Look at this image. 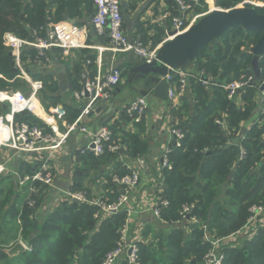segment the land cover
I'll use <instances>...</instances> for the list:
<instances>
[{
    "label": "crops",
    "instance_id": "crops-1",
    "mask_svg": "<svg viewBox=\"0 0 264 264\" xmlns=\"http://www.w3.org/2000/svg\"><path fill=\"white\" fill-rule=\"evenodd\" d=\"M45 2L52 15L47 19L46 29H49L50 25L57 24L74 28L79 32L77 39L80 46L71 47L68 50L52 49L50 51L53 57L52 66L47 71L40 69L30 71L31 77L35 80L40 79L34 78V75L50 77V82L59 87L61 129L63 124H73L79 119L81 124L92 133L108 128L112 132L111 143L120 146V150L107 151L101 157H96L92 153L82 154L81 150L88 140L83 134L74 133L69 137L67 148L55 162V188H44L31 194L27 189L21 188L11 175L2 177L0 179V264H26L22 256L32 250V244L23 238L22 217L27 210H30L29 220L40 225L38 227L40 228L55 213H59L64 204H70L66 202L67 195H65V192L69 191L85 194L88 202H75L76 204H86L96 209L93 214L95 228L86 233L88 243L94 234L99 232L100 225L98 226L95 220L98 210L96 205L101 202L111 205L118 200L122 187L115 179L126 176L133 170L139 173L140 183L131 192L129 201L122 210L125 217L123 226H128V235L131 239H136L139 244H150L158 249L160 241L167 238L174 230V224L162 218L164 208H160V218L154 212L158 198L166 199L165 193L170 188L166 173L172 168H163L162 159L167 150L171 151L169 158L176 152L173 150L175 139L172 130L185 126L193 135V131L190 130L194 127L195 121L206 107L217 104V95H227L221 85L229 84V82L226 78L208 74V79L217 85L206 88L192 79L194 82L191 80L188 93L177 100L176 108L173 109L168 101L160 100L154 95V84L149 82L151 77L155 76L160 80L164 77L141 70L142 64L147 62L133 54L107 50L111 46L110 40L107 37L98 36L91 24L95 13L93 0H45ZM121 3L125 33L132 39L140 38L143 43L158 53L171 40L170 17L178 12L175 4L171 0H121ZM58 8H60V21L56 22L54 15ZM206 8V11H200L201 8L198 7L188 14L191 26L211 12L210 6ZM214 8L217 9L215 5ZM219 40L208 46L211 49L214 48ZM255 45L248 50L251 55ZM102 48L104 50L100 51ZM197 59L198 55L185 70L205 73L199 71ZM113 66L122 70L120 84L113 88L110 98L98 109L99 112L92 108L87 115L82 116L84 104L75 100L74 94L83 88L84 75L91 80L98 77L106 78ZM262 67H264V57ZM245 78L246 76H243L241 80ZM41 81L44 83V80L41 79ZM235 81L237 80L233 82ZM25 84L28 85L26 82ZM253 90H241L237 92L233 100H229L228 97L226 99L239 113L245 112L252 104H256L248 117L242 118L239 124L243 130H250L253 126H257L262 131L264 114L261 98L259 92L254 90L253 93ZM43 91L40 92L41 95L39 94L40 106L38 103H33V109L37 114L33 117L39 122L50 119L42 103ZM200 93H205L203 100ZM141 97H145L148 102L145 113L131 116L128 113V107ZM1 108L3 109L1 114H7L11 110L10 105L0 104ZM222 117L226 119L227 115L224 114ZM259 139L264 143V132ZM183 153L187 154V149ZM0 157L2 159L12 157L10 168L19 170L23 174L30 173L34 169L31 164V155L3 150L0 152ZM76 186L79 189L76 190ZM112 217L108 216L104 220ZM249 229L253 236L239 235L237 241L232 242L228 249L240 248L244 242L257 237L264 230V220ZM35 231H38V234L33 236ZM39 233L38 229L34 230L30 240L36 238ZM186 233H191L190 226L186 229ZM20 239L29 250L25 249L24 253L18 255H9L10 250L20 243ZM77 262L78 258H76Z\"/></svg>",
    "mask_w": 264,
    "mask_h": 264
},
{
    "label": "trees",
    "instance_id": "trees-1",
    "mask_svg": "<svg viewBox=\"0 0 264 264\" xmlns=\"http://www.w3.org/2000/svg\"><path fill=\"white\" fill-rule=\"evenodd\" d=\"M235 1L241 0H216V4L230 10ZM255 3L253 9L264 14V0ZM50 12L45 0H0V92L17 90L19 85L14 81L17 76L14 58L4 45V35L13 33L33 41L35 37L32 34L38 31L44 37L47 19L52 16ZM54 16L56 22L60 21V8ZM261 35L247 32L242 27L228 31L214 48L207 45L199 52L196 62L199 71H204L205 77L212 74L226 78L229 83L254 74L251 66L253 55L248 50ZM24 54L33 57L36 53L28 49ZM262 60V75L259 79L255 78L258 87L264 81ZM34 78L42 79L46 84L42 93L44 107L48 109V103H58L59 87L50 82V77L34 75ZM203 94L200 93L202 100ZM217 96V104L206 107L195 121L190 130L193 135L185 126L178 127L185 133V140L183 146L173 149L176 152L170 155L172 169L166 173L170 188L165 193L169 206L162 214V218L174 224V230L160 241L158 249L150 244H139V264H202L210 248V243L204 239L203 225L207 226V232L214 239H223L246 225L252 207L264 205V143L259 139L264 128L261 131L253 126L250 130H243L239 124L256 104L239 113L226 99L227 95ZM224 114L226 119L222 117ZM16 118L41 125L29 114ZM217 119L225 121L224 128L216 124ZM240 147L246 151L243 159ZM186 149L187 154L183 153ZM186 205L195 206L190 216L196 219V223H179ZM95 211L86 204H64L59 213L38 228L40 225L29 220L30 210H27L22 217L23 238L32 244V250L22 256L26 264H102L117 247L125 217L120 212L104 220L98 227L99 232L87 243L86 233L95 228ZM189 226L191 233L187 234ZM36 229L40 231L39 235L30 240L31 233ZM223 264H264V230L240 248L226 249Z\"/></svg>",
    "mask_w": 264,
    "mask_h": 264
},
{
    "label": "built area",
    "instance_id": "built-area-1",
    "mask_svg": "<svg viewBox=\"0 0 264 264\" xmlns=\"http://www.w3.org/2000/svg\"><path fill=\"white\" fill-rule=\"evenodd\" d=\"M177 7V14L170 17L172 31L184 33L191 27L189 13L195 8H211L212 0H171ZM95 5V13L92 17L91 24L95 32L100 37H107L110 40L111 52L133 54L140 60L150 63L157 59V51L152 50L140 38L132 39L124 31V18L121 0H93ZM256 4V3H254ZM214 7V5H213ZM212 10V9H211ZM47 35L41 37L38 31H34V40L28 41L16 36L13 33L4 35V45L10 51L14 58V69L17 71L16 80H22L29 86V93L26 94L10 89L7 92H1L0 98L10 103V112L0 114V152L3 150L13 151L17 154L31 155L32 172L21 173L19 170H12L10 162L12 157L2 159L0 157V179L4 176L11 175L17 181L21 188H25L29 193L33 194L44 188H55L56 180L54 174L55 162L58 161L60 154L67 148L68 140L71 134L81 133L88 142L81 150L82 154L92 153L96 157L103 156L107 151L117 152L120 146L111 143L112 132L108 128H103L99 132L92 133L81 124V119L73 124H63L60 127V107L56 111L50 113L49 120H43L41 125L28 121H18L17 116L29 114L37 116L33 103L39 105V94L44 90V83L41 80H35L31 77L30 71L43 70L47 71L53 64V57L50 54L52 49L68 50L71 47H78L79 32L74 28H69L64 24L50 25L49 29H45ZM171 31V32H172ZM26 49L35 50L33 57L25 55ZM104 49H100L103 51ZM101 65V62H100ZM85 84L83 88L74 94L75 100L84 104L83 115L85 116L93 108V106L103 100L110 98V92L118 86L122 79V70L113 66L110 74L106 78L89 79L84 75ZM195 79L197 82L208 88L217 85L211 82L202 72L194 73L185 69H169L168 74L163 78L167 86V101L169 106L176 108V102L179 98L184 97L190 88V82ZM221 87L227 92L229 100H233L238 91L245 89H257L261 98L262 112L264 114V81L259 85H255L254 74L246 77L241 81L231 82ZM12 92V95L10 94ZM17 98V100H14ZM40 106V105H39ZM148 102L145 97H141L133 101L128 107V113L136 116L145 113ZM216 124L225 127V121L216 120ZM174 137V148H181L185 140V133L180 128L172 130ZM241 159H243L246 151L242 147ZM162 159V167L171 169L169 153ZM115 181L122 187V192L117 202L106 205L103 202L96 206L98 210L95 214V220L98 226L102 221L112 215L119 214L124 209V205L129 201L131 192L140 183V175L137 171H132L126 176L116 178ZM67 195V203H87L88 200L82 192H65ZM169 201L163 197L158 198L155 207V215L160 218V208H167ZM195 208L194 205H186L181 212L180 224L185 222L196 223V219L191 218V213ZM251 216L246 225L238 232L223 239H214L209 232L207 226L203 225L205 232L204 239L210 243V249L204 256L202 264H223L226 258V249L232 242H236L239 235L253 236L250 234V227L264 220V205L254 206L250 209ZM20 243H24L22 239ZM26 250H29L23 244ZM139 242L131 239L128 235V226L125 225L120 230V240L115 250L110 252L102 264H139Z\"/></svg>",
    "mask_w": 264,
    "mask_h": 264
},
{
    "label": "water",
    "instance_id": "water-1",
    "mask_svg": "<svg viewBox=\"0 0 264 264\" xmlns=\"http://www.w3.org/2000/svg\"><path fill=\"white\" fill-rule=\"evenodd\" d=\"M211 9L209 14L202 17L186 32L178 33L176 30L169 32L171 40L158 51L157 59L150 63H143L140 69L162 77L168 74L169 69H185L205 46L215 44L228 31L242 27L247 32L262 34L251 50L252 70L255 78L259 79L262 75L260 61L264 57V14H259L251 8L227 11L215 9L211 5ZM14 72L17 73L15 69ZM149 82L154 84V95L160 100L167 101L165 82L155 76L149 78ZM10 94L12 95V92ZM105 103L106 100L96 103L93 110L99 112L98 109ZM36 234L38 231H35L33 236ZM24 252V245L18 243L10 250L9 255L14 256Z\"/></svg>",
    "mask_w": 264,
    "mask_h": 264
},
{
    "label": "rangeland",
    "instance_id": "rangeland-1",
    "mask_svg": "<svg viewBox=\"0 0 264 264\" xmlns=\"http://www.w3.org/2000/svg\"><path fill=\"white\" fill-rule=\"evenodd\" d=\"M216 2V0H212V4L213 5H215L216 6V8L217 9H219V10H224V9H222V8H220V7H218L217 6V4L215 3ZM255 2H257V0H241V1H238V2H234L233 3V5L231 6V8H230V10H234V9H243V8H251V9H253V7L255 6ZM215 3V4H214ZM261 4V3H260ZM252 6V7H251ZM228 11V10H227ZM33 36H34V33L32 34ZM41 36V35H40ZM16 82H19V85L16 87V89H17V91L18 92H22V93H24V94H26L28 91H29V86L28 85H26L25 84V82L24 81H22V80H16ZM12 83H15V82H12ZM46 88V84H45V82H44V89ZM7 92V91H6ZM41 95V94H40ZM0 104L2 105V104H5V105H10V103H9V101H5V100H2L1 98H0ZM49 104V107H48V109H46V112L48 113V114H50V113H53L54 111H56L57 110V108L58 107H60V104H58V103H56V104H54V103H48ZM1 114V113H0ZM210 249V248H209ZM209 249H208V251H209ZM208 251H207V253H208ZM206 253V254H207ZM205 254V255H206Z\"/></svg>",
    "mask_w": 264,
    "mask_h": 264
}]
</instances>
